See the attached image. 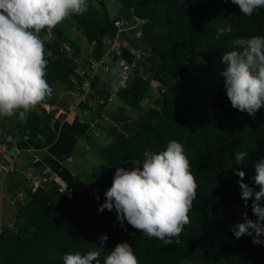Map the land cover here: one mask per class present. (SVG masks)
Returning <instances> with one entry per match:
<instances>
[{
    "label": "trees",
    "instance_id": "trees-1",
    "mask_svg": "<svg viewBox=\"0 0 264 264\" xmlns=\"http://www.w3.org/2000/svg\"><path fill=\"white\" fill-rule=\"evenodd\" d=\"M113 1L119 7L114 14L105 0H88V11L71 18L89 45L85 57L60 25L53 30L45 44L46 80L52 89L55 82L70 87L81 81L77 66L102 57L104 39L115 34L114 20L124 17L130 28L120 36L129 37L140 56L133 59L125 84L113 92L122 106L109 112L130 108L139 114L129 129L108 126L109 142L96 149L102 162L90 167L95 186L82 183L65 166L49 173H57L72 188L70 197L51 180L37 187L23 186L24 200L15 205L11 222L0 223V264H63L68 252L97 250L103 234L108 239L99 249L100 264L119 242L133 247L139 264H264V244L254 245L248 235L236 239L230 230L243 222L241 213L257 219L251 199L247 207L241 199L233 169L243 170L244 182L254 187V164L264 157V108L255 118L233 109L219 75L225 68L223 54L236 50L235 39L264 36V8L245 17L231 0ZM152 81L160 92L154 104L150 102L156 94H152ZM111 93L109 86L96 89L92 84L79 108L100 117ZM53 99L54 92L28 115L26 123L17 117L0 118V146L48 136L55 112L46 106L53 105ZM170 140L183 145L198 191L182 242L164 245L126 222L125 231L116 221L115 210L101 213L98 208L105 202L116 168H132L135 159L143 161L145 150L158 153ZM241 151L248 156L237 165L235 153ZM260 239L264 241V236Z\"/></svg>",
    "mask_w": 264,
    "mask_h": 264
},
{
    "label": "clouds",
    "instance_id": "clouds-1",
    "mask_svg": "<svg viewBox=\"0 0 264 264\" xmlns=\"http://www.w3.org/2000/svg\"><path fill=\"white\" fill-rule=\"evenodd\" d=\"M231 3L245 17L264 8V0ZM88 8V0H0V118L17 117L18 122L26 123L28 115L52 96L53 89L46 80L45 44L58 25L83 15ZM234 44L236 50L222 56L225 68L219 75L232 108L255 118L264 108V36L237 38ZM247 156L248 152L235 153L236 164H243ZM143 157L142 162L132 161L130 169L116 168L98 212L115 210L121 228L126 222L149 239L156 238L164 245L174 241L180 244L198 191L191 163L176 140H170L158 153L145 150ZM233 170L239 177L241 199L245 207L251 199V211L257 219L241 213L243 222L230 230L236 239L248 235L254 245L264 244L260 239L264 236V157L254 164V187L244 182L243 170ZM95 199L99 201V195ZM107 239L106 234L101 235L97 250L64 254L63 264H100L99 249ZM103 264H139V259L129 243L119 242L104 257Z\"/></svg>",
    "mask_w": 264,
    "mask_h": 264
},
{
    "label": "crops",
    "instance_id": "crops-1",
    "mask_svg": "<svg viewBox=\"0 0 264 264\" xmlns=\"http://www.w3.org/2000/svg\"><path fill=\"white\" fill-rule=\"evenodd\" d=\"M116 12H118V9H116ZM119 56L128 58V53L124 46L120 47ZM98 75H103L105 79L103 81H97L95 88L101 89L103 83L107 87L109 85L107 83L108 78H110L109 74H103V71L100 70ZM112 78L115 77L112 75ZM112 86L114 85H109V87ZM64 88L65 91L59 96V102H54L49 107L55 114L52 122V131L48 136L32 141L23 139L14 140L11 146L18 147L20 152L16 155L13 162H10V155L13 153L11 147L3 148L0 146V160L10 165L8 172L0 170V223L2 224L11 222L15 205L22 203L24 200V191L19 186L20 183L25 182L23 179L27 180L28 183H33L32 181H35L41 174L49 173L64 166L63 161L72 162L69 152L72 143L77 135L83 134L86 131V126L77 115L73 117V112H68L72 97V87ZM37 151L41 154H37ZM22 152H26L24 153V155L26 154V160H29L30 157L33 159L31 161L35 165L34 170L23 166L25 167L24 170L21 166L17 165L18 155ZM35 158H39V161H35ZM68 158L71 160H68ZM11 182L13 186L10 189Z\"/></svg>",
    "mask_w": 264,
    "mask_h": 264
},
{
    "label": "rangeland",
    "instance_id": "rangeland-1",
    "mask_svg": "<svg viewBox=\"0 0 264 264\" xmlns=\"http://www.w3.org/2000/svg\"><path fill=\"white\" fill-rule=\"evenodd\" d=\"M105 2L111 14H114L116 12V9L119 8L118 5L114 4L113 0H105ZM60 26L63 31L69 36V38L74 41L77 47L81 50L82 55L85 57L84 52L89 49V45L82 32L73 25V20H66L65 22L61 23ZM123 38H127V36ZM104 65H109V70L107 71V73L109 74L110 78H108L107 83L110 86H119V78H112V75L114 76L117 72V67L115 66V64L105 61ZM100 70L101 69H99L98 72ZM155 87L156 82L152 81V94L156 92ZM64 91V86L60 85L57 82L53 83L54 102H59V96ZM153 96L154 97L150 100L151 104H154L159 100V95L154 94ZM110 100L111 102L107 103L105 106V111H101L102 115H100V117H98L94 111L87 109L82 110L79 107H76L72 113L73 117L74 115H77L78 118L82 120V123L86 126V131L83 134L77 135L72 143L71 150L69 151L72 162H67L65 160L63 161V163L64 166L70 169L71 172L75 174L82 183L89 186L96 185L95 180L90 175L89 169L90 166L99 165L102 162L101 158L96 152V149L100 146L106 145L109 142L110 137L107 134L108 126L114 124L129 129V124L132 122V119L136 118V116L139 114L137 110H132L130 108H126V110L124 111L122 110L120 112L111 113L109 112V110L114 109L115 107L117 108L122 106V102L117 96L112 97ZM88 104L90 105V103ZM96 124L98 125L96 126ZM24 153L26 152H22L20 155H18L19 158L17 160V165L21 166L24 170L25 167L34 170L35 165L31 161L33 159H31L30 157L29 160H26V154L24 155ZM37 154L41 153L37 151ZM23 180L25 182L20 183L21 190H23V186L28 183L27 180Z\"/></svg>",
    "mask_w": 264,
    "mask_h": 264
},
{
    "label": "built area",
    "instance_id": "built-area-1",
    "mask_svg": "<svg viewBox=\"0 0 264 264\" xmlns=\"http://www.w3.org/2000/svg\"><path fill=\"white\" fill-rule=\"evenodd\" d=\"M114 26L116 27L115 34L113 37L104 39L106 42V49L99 60H91L90 64L78 65L75 73L82 79L81 81L75 82V85H72V97L71 102L69 103L68 112H73L76 107H79L80 104L85 103L88 99V95L91 92L92 84H96L97 81H103L105 78L103 75H98V70L101 69L103 74H106L109 70V65H104V62L115 64L117 67V72L114 75L115 78H119V86L109 87L112 93L109 95L108 99L110 100L113 97V92L116 91L119 87L125 84V81L128 75L131 73L133 68V59L140 56V49L132 45L129 37L123 38L120 34L130 27L127 26L126 20L124 17H119L114 20ZM92 45L96 44V41H92ZM124 46L128 53V58L119 56L120 47ZM106 88L105 83L103 87ZM108 91V90H107ZM49 108V106H46ZM5 148V146H2ZM13 153L10 155V162H13L16 155L20 152V149L16 146H11ZM70 160V158H68ZM35 161H39V158H35ZM10 165H7L5 162L0 160V170L8 172ZM48 180L58 184L60 190H64L66 187L65 183L62 181L61 177L57 173H45L41 174L35 181H33V186L37 187Z\"/></svg>",
    "mask_w": 264,
    "mask_h": 264
},
{
    "label": "water",
    "instance_id": "water-1",
    "mask_svg": "<svg viewBox=\"0 0 264 264\" xmlns=\"http://www.w3.org/2000/svg\"><path fill=\"white\" fill-rule=\"evenodd\" d=\"M156 95H160V92H157ZM147 98L143 99V103H146ZM64 194L67 196H71L72 195V188L68 185H66V187L63 190Z\"/></svg>",
    "mask_w": 264,
    "mask_h": 264
}]
</instances>
